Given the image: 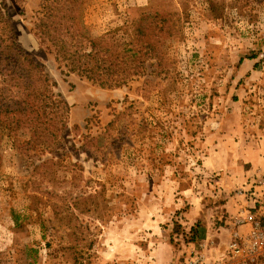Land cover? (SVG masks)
Here are the masks:
<instances>
[{
	"label": "rangeland",
	"instance_id": "rangeland-1",
	"mask_svg": "<svg viewBox=\"0 0 264 264\" xmlns=\"http://www.w3.org/2000/svg\"><path fill=\"white\" fill-rule=\"evenodd\" d=\"M0 1L70 107L56 145L1 138L0 264H182L192 249L264 264V0H84L93 37L156 11L170 26L143 73L113 89L40 41V0ZM246 210L258 227L238 222ZM235 232L257 248L233 256Z\"/></svg>",
	"mask_w": 264,
	"mask_h": 264
},
{
	"label": "trees",
	"instance_id": "trees-1",
	"mask_svg": "<svg viewBox=\"0 0 264 264\" xmlns=\"http://www.w3.org/2000/svg\"><path fill=\"white\" fill-rule=\"evenodd\" d=\"M83 1L40 0L35 34L68 71L103 88L124 86L145 70L146 57L157 49L153 36L170 34L166 16L156 11L145 23L149 14L137 16L122 28L93 37L81 20ZM121 29V36H113ZM55 86L43 66L16 43L0 1V141L4 135L29 131L33 141L56 145L67 128L70 107ZM193 226L191 240L197 236Z\"/></svg>",
	"mask_w": 264,
	"mask_h": 264
},
{
	"label": "built area",
	"instance_id": "built-area-1",
	"mask_svg": "<svg viewBox=\"0 0 264 264\" xmlns=\"http://www.w3.org/2000/svg\"><path fill=\"white\" fill-rule=\"evenodd\" d=\"M245 212H246L245 216L242 218H239L238 222L239 223H250V224H253V226L258 227L260 223L256 220V214H254L253 212L249 210H246ZM256 235L258 239H261L262 232L258 230L257 233H255V238H256ZM241 241H242L241 235L235 232L234 239L229 244V250L233 256H237V255L240 256L249 250L250 251L255 250L259 244L258 240H253L250 246H245L241 243ZM182 264H216V263H213L204 252L198 251L196 249H192L189 251V254L185 257Z\"/></svg>",
	"mask_w": 264,
	"mask_h": 264
},
{
	"label": "crops",
	"instance_id": "crops-1",
	"mask_svg": "<svg viewBox=\"0 0 264 264\" xmlns=\"http://www.w3.org/2000/svg\"><path fill=\"white\" fill-rule=\"evenodd\" d=\"M228 205L230 206V209H231L232 212H236L237 208L234 207V205H233V203H231V201L228 202V204L226 205V207H227ZM228 210H229V209H228Z\"/></svg>",
	"mask_w": 264,
	"mask_h": 264
}]
</instances>
